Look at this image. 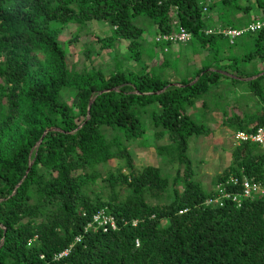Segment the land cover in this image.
Returning a JSON list of instances; mask_svg holds the SVG:
<instances>
[{"label": "trees", "instance_id": "1", "mask_svg": "<svg viewBox=\"0 0 264 264\" xmlns=\"http://www.w3.org/2000/svg\"><path fill=\"white\" fill-rule=\"evenodd\" d=\"M221 2L222 26H235L237 10H251L239 0ZM255 4L264 17V0ZM204 6L199 0H0V264H264V195L243 199L239 207L230 201L204 206L212 189L191 179L186 154L189 137L210 131L188 109L222 75L243 84L261 104L256 114L234 113L223 123L252 131L264 122V66L255 72L242 66L255 58L264 63V28L247 34L253 47L245 54L223 56L220 39L229 47L235 42L204 32ZM136 18L156 28L149 54H164L159 65L143 59L138 39L144 31ZM175 19L191 33L190 45L210 50L212 57L178 84L161 72L170 64L177 69V60L166 58L171 44L155 41L175 30ZM91 21L113 30L97 37L102 45L127 41L137 68L118 64L109 75L95 67L71 73L59 36L69 23ZM66 90L76 97L74 104L63 99ZM148 124L156 137L167 136L156 149L184 164L183 177L170 179L151 164L135 166L128 147L145 136ZM110 159L122 160L123 167L102 177L96 167ZM229 175L264 180L261 145L233 146L231 162L215 183ZM97 179L107 184L91 190ZM236 189L241 184L227 187ZM104 206L118 229L89 230L66 257L53 260Z\"/></svg>", "mask_w": 264, "mask_h": 264}, {"label": "rangeland", "instance_id": "2", "mask_svg": "<svg viewBox=\"0 0 264 264\" xmlns=\"http://www.w3.org/2000/svg\"><path fill=\"white\" fill-rule=\"evenodd\" d=\"M199 2L200 4L204 3L208 8L204 11L206 26L214 25L213 21L219 17V9L223 6L221 0H199ZM207 3L211 4V6L209 7ZM239 3L241 5H250L251 10L249 14L237 10L234 19L235 25H244L252 15H260L255 0H249V2L247 0H239ZM134 23L144 31L143 37L138 39L141 44L143 59L148 65L152 63L159 65L164 58V54H156L153 59L150 58L149 54L156 34L155 26L149 19L145 18H136ZM112 33L113 30L110 25L103 21H91L84 24L72 22L65 25L59 36V43L66 50V58L69 62L68 69L71 73L95 67L102 69L104 73L109 75L117 69L118 64H121L122 69L137 68V64L128 50L127 41L116 39L113 48L102 45L103 43H101L99 38L107 37ZM97 37L99 38L97 39ZM233 48L235 50L237 46H233ZM87 50H91L89 56L86 55ZM234 50V53H238ZM248 50L249 48H246L242 53H246ZM228 52L229 50L223 47L222 55L225 56ZM167 53L166 58L171 61L177 60V69L170 64L164 70L162 69L161 72H163L164 79L175 84H178L180 79L184 77H193L196 69L204 62L209 61L210 63L212 58L210 50L202 48L195 43L190 45V42L172 45ZM245 67L249 68L250 64L246 63ZM229 81L227 79L223 84L212 86L210 92H207L202 99L195 102L194 106L188 109V114L201 123L204 126L203 128H210L209 132L203 131L199 135L194 134L189 137L188 149L186 150L191 162V179L198 181L204 190H211L214 187L215 181L224 171V169L220 168V164L222 166L226 163L228 152L231 153L232 147L235 146L232 131L225 129V127H229V129H232V127L224 125L223 116H230L238 112L241 115L244 112L247 115H254L261 110L259 100L256 97L246 96L244 91L246 89L243 88L242 84L233 82V84H230ZM236 94L240 97H237ZM63 99L72 102V104L76 101V97L70 90L64 92ZM146 120L148 121V119ZM105 130H107V135L110 136L112 131L110 129ZM154 130L148 124L145 136L130 142L128 149L135 166L140 169L144 165L151 164L159 166L163 173L168 174L170 179L178 176V173H180L179 177H183L184 164L176 160L171 162L168 157L167 159L157 151L156 145L168 142V138L166 135L156 137ZM216 131H219V133ZM122 165V160L110 159L105 164L97 165L96 169L99 170L102 177L106 178L109 174L115 173ZM126 170L124 168L122 171ZM104 184H107V180L97 179L94 184L90 185V189L99 190ZM181 189V185H179L178 190ZM102 191L104 193L107 192L104 189ZM128 192L130 193L131 190L129 189ZM152 201L154 200L152 199ZM162 201L164 200L162 199Z\"/></svg>", "mask_w": 264, "mask_h": 264}, {"label": "built area", "instance_id": "3", "mask_svg": "<svg viewBox=\"0 0 264 264\" xmlns=\"http://www.w3.org/2000/svg\"><path fill=\"white\" fill-rule=\"evenodd\" d=\"M207 7H203V11H206ZM177 27L172 32H167L164 34H159L155 37L156 42H168L172 45L184 44L191 40L192 35L187 31L183 26L178 25L177 20L175 19ZM264 28V17L258 16L254 17L249 23L242 26H208L204 28L206 34H216L221 35L227 39L228 43L233 44L237 38L247 35L248 33H255ZM167 50V47L164 48ZM233 141L235 145H238L242 142H255L259 143L264 151V122L257 125L252 131L245 130H236L232 132ZM264 179V178H263ZM241 184V189H236L233 191L227 190V187L238 186ZM264 195V180H256L254 178L243 177L242 180H239L237 177L229 175L225 176L221 180L219 179L209 196H207L202 204L204 206L211 207H223L226 204V201L235 203L236 207L242 205L243 199H253L255 196ZM187 209H181L179 212L183 213ZM137 220H133V225H136ZM118 229V223L115 216L107 210V207H101L96 210L91 219L86 223L83 228L82 233L74 237L73 242L61 250L60 252L54 253L52 256L53 260H60L63 257H66L71 248L78 242L82 241L85 233L89 230L92 231H114ZM136 245H139L138 240H136ZM43 258V255H40Z\"/></svg>", "mask_w": 264, "mask_h": 264}, {"label": "crops", "instance_id": "4", "mask_svg": "<svg viewBox=\"0 0 264 264\" xmlns=\"http://www.w3.org/2000/svg\"><path fill=\"white\" fill-rule=\"evenodd\" d=\"M258 16H260V15H254V17H258ZM252 17H253V15H252ZM232 18H233V17H232ZM220 19H221L220 17L216 18V20L213 21V22H214V23H213L214 25H211V27H212V26H215V25H221V24H222V20H220ZM234 19H235V17L232 19L233 23H235ZM248 22H249V21H248ZM244 25H245V24H244ZM229 26H231V25H229ZM235 26H242V25H235ZM220 41H221V46H222V48L225 47V48H227V49L229 50L228 54H230V52H231V53L234 54V55H242V54H245V53H242L244 49H246V48H249V49H250V48L253 47V40H252V38H251L250 36H248V35H244V36L239 37V38L236 39L235 43L233 44V46H237V48H236L235 50H234L233 46H232V47H229L228 44L226 43V41H225L223 38H221ZM223 44H224V45H223ZM233 50L236 51V52H238V53H234ZM228 54H227V55H228ZM225 62H226V60L220 62V64H223V63H225ZM248 64H250V67H249V68H248V67H245V66H246V63H245V65H243V67L245 68V71H250V72L260 71V70L263 69V66H264V63H263V61L260 60V58H255V59H253L251 62H248ZM253 77H254V76H252V77H250V78H253ZM227 79L230 80V77H229V76H223V75H222L221 78H220V82H219V84H223L224 81H226ZM229 83H230V84H233L231 80L229 81ZM219 84H217V85H219ZM242 85H243V84H242ZM243 86H244V85H243ZM244 91H245L246 96L255 97L250 91H248V90H244ZM244 91H243V92H244ZM236 96H237V97H240V96L237 95V94H236ZM234 97H235V96H234ZM244 113H245V112H244ZM244 113H243V114H244ZM233 114H234V113H233ZM235 114H240V113L238 112V113H235ZM240 115H241V114H240ZM223 117L226 118V117H228V115H225V116H223ZM224 125H225V124H224ZM227 126H228V125H227ZM230 127H231V126H230ZM225 129H227V130L233 132V130H232V129H229V127H225ZM216 132L219 133V131H216ZM230 162H231V153L228 152V157H226V163H224L222 166H221V164H220V168H221L222 170H223V169L225 170V169L229 166Z\"/></svg>", "mask_w": 264, "mask_h": 264}]
</instances>
